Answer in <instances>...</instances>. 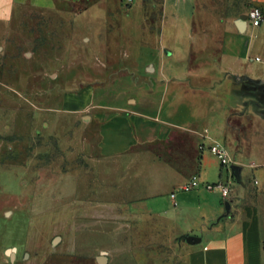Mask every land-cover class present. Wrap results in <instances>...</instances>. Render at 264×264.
<instances>
[{"label":"rangeland","instance_id":"obj_1","mask_svg":"<svg viewBox=\"0 0 264 264\" xmlns=\"http://www.w3.org/2000/svg\"><path fill=\"white\" fill-rule=\"evenodd\" d=\"M161 3L105 0L82 13L91 5L0 0V264H186L164 214L128 194L121 163L101 160L96 129L64 106L83 87L154 70ZM255 5L264 11L250 0L197 7L236 18ZM185 143L155 151L177 162Z\"/></svg>","mask_w":264,"mask_h":264},{"label":"crops","instance_id":"obj_2","mask_svg":"<svg viewBox=\"0 0 264 264\" xmlns=\"http://www.w3.org/2000/svg\"><path fill=\"white\" fill-rule=\"evenodd\" d=\"M67 1L90 4L85 13L105 0ZM200 1L162 0L155 67L143 81L126 74L112 86L83 87L64 106L96 129L98 157L121 163L115 173L128 194L164 214L186 264H264V20L240 30L247 11L218 15L199 10ZM174 139L186 142L178 163L155 151ZM211 143L227 150L230 167ZM193 177L197 185L183 189ZM219 181L230 186L225 197L204 187ZM186 235L200 241L189 244Z\"/></svg>","mask_w":264,"mask_h":264},{"label":"built area","instance_id":"obj_3","mask_svg":"<svg viewBox=\"0 0 264 264\" xmlns=\"http://www.w3.org/2000/svg\"><path fill=\"white\" fill-rule=\"evenodd\" d=\"M130 1L131 0H127V3H129ZM245 15V22L249 26L258 27L262 24L264 20L263 11L257 5L250 7ZM199 149L202 150L203 146H199ZM208 149L215 156V158L218 160L219 164L222 167H230L233 164L231 156L224 147L219 146L217 143H211L208 146ZM196 185L197 180L195 179V177H193L190 181L186 182V186L183 189H191L194 188ZM204 187L207 190H218L222 197L227 196L231 190L228 182L225 183L222 181L216 183L206 182L204 184Z\"/></svg>","mask_w":264,"mask_h":264},{"label":"water","instance_id":"obj_4","mask_svg":"<svg viewBox=\"0 0 264 264\" xmlns=\"http://www.w3.org/2000/svg\"><path fill=\"white\" fill-rule=\"evenodd\" d=\"M245 19H246V15H242L241 18L238 20V23H237V24H238V28H239L240 30H242L243 27H244L245 24H246ZM232 170H233V171H236V167H232ZM57 240H58V237H56V238L54 239V242H57ZM184 240H185L187 243H189V244H195V243H198V242L200 241V238L197 237V236H194V235H186V236H184ZM14 251H15V248H7V249L5 250V253H6L8 256H10V258H13V256H14ZM104 254H105V253H102V255L99 256L98 259H99L100 262H105L106 258L104 257Z\"/></svg>","mask_w":264,"mask_h":264}]
</instances>
